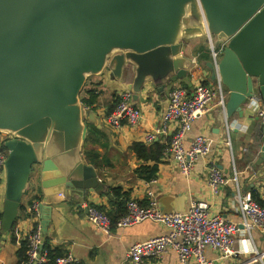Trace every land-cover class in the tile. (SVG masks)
<instances>
[{
  "label": "water",
  "instance_id": "95a60500",
  "mask_svg": "<svg viewBox=\"0 0 264 264\" xmlns=\"http://www.w3.org/2000/svg\"><path fill=\"white\" fill-rule=\"evenodd\" d=\"M201 32L224 44L217 66L206 62L210 80L218 74L228 91L218 124L243 118L251 98L264 108V0H0V131L13 134L3 142V233L14 226L35 167L43 202L103 189L81 157L85 121L97 124L79 101L87 76L108 64L120 77L132 66L134 97L146 83L183 79L192 62L186 48ZM255 120L254 165H261L264 117Z\"/></svg>",
  "mask_w": 264,
  "mask_h": 264
},
{
  "label": "crops",
  "instance_id": "0c3cea01",
  "mask_svg": "<svg viewBox=\"0 0 264 264\" xmlns=\"http://www.w3.org/2000/svg\"><path fill=\"white\" fill-rule=\"evenodd\" d=\"M203 35L205 34L202 32L194 35L186 48L185 52L192 62L183 79L167 80L161 85L146 83L136 97L128 88L135 76L132 66L123 70L120 77L112 73V66L108 64L101 72L87 76L79 101L96 114L97 124L85 121L87 132L81 144V157L87 165L95 168L103 189L99 192L92 189L88 194H55L48 196L43 202L38 170L34 168L23 191L14 226L0 235V264H18L17 252L21 243L28 241L34 225L28 209L35 200L43 204V236L47 244L64 253L70 252L77 259L76 264H128L126 253L133 243L145 241L165 231L162 225L151 220L125 228L113 226L109 234L89 224L86 220L87 206L102 209L112 219L125 212L124 200L115 198L114 188L128 193L129 198L136 199L141 205L148 203L149 192H152L162 212L185 211L190 198L205 200L211 211L238 223L240 217L233 203V185L228 183L219 194L212 195L206 183L207 168L211 163H215L226 175H230L233 160L240 173L241 188L244 191L254 190L256 198L264 208V163L254 165L260 144L258 123L255 120L257 114L246 105L243 118L239 119L236 115L229 118L230 147L225 144L227 134L223 124H218V109L193 122L185 134L184 145H188L198 136H204L209 142L210 150L207 155L200 156L195 161L188 176L181 173L171 155L158 161L154 158L155 144L162 145L170 141L175 130L173 124L167 126L165 133L157 134L152 142L145 141L147 133L162 126L167 93L171 87L176 84L188 86L197 79L209 83L210 70L206 62L211 60V56L210 50L204 45L209 42L206 36L202 43ZM122 90L131 92V103L142 110V118L135 126L123 123L116 128L105 121V116L116 105L118 93ZM83 101L92 102L88 107ZM259 103L262 105L260 101ZM134 142L146 144V157L132 148ZM154 165L157 166L156 177L144 179V173L140 174V167ZM152 179L155 181L150 182ZM4 199L5 177L0 176V213ZM233 238L234 252L228 256L221 257L216 250L205 248L204 253L209 264H264V229L253 228L250 237L240 233ZM143 264L178 262L175 253L168 250L159 258H147Z\"/></svg>",
  "mask_w": 264,
  "mask_h": 264
},
{
  "label": "built area",
  "instance_id": "2783aa9c",
  "mask_svg": "<svg viewBox=\"0 0 264 264\" xmlns=\"http://www.w3.org/2000/svg\"><path fill=\"white\" fill-rule=\"evenodd\" d=\"M211 62L216 67L223 45L215 47L210 38ZM195 60L193 59V63ZM192 76V75H191ZM228 91L222 85L218 74L216 79L204 83L197 79L191 85L176 84L167 93V106L163 114L162 126L155 128L145 136L146 142H152L157 134L166 132L169 124L175 126L174 133L165 149L164 156L171 155L181 173L188 176L195 161L200 156L209 153V142L206 137L198 136L188 145H184L185 134L190 130L193 122L209 115L215 109L225 113ZM264 117V108L259 100L251 98L246 105ZM142 118V110L131 103V92L122 90L118 93L117 103L105 116V121L113 127H120L123 123L135 126ZM230 121L224 116L223 126L227 134L225 144L230 147L228 133ZM13 138V134L0 131V176L5 177V160L8 151L3 142ZM239 171L232 160V172L226 175L215 163L207 168L206 183L212 195L219 194L228 183L234 187V206L240 221L233 222L210 210L205 200L190 198L185 211L162 212L158 203L149 192L150 198L146 205H141L134 198L125 202V212L114 223L105 212L95 206H87L86 220L93 227L109 234L113 226L117 228L130 227L146 220H151L163 226L164 232L148 238L142 242L133 243L127 253L128 264H143L147 258H159L166 251L175 253L178 264H209L205 257V248L216 250L221 257L232 254L233 236L244 233L251 236L253 228L264 229V208L251 197L250 191H244L240 186ZM152 179L150 182H154ZM40 202L33 201L29 205V215L34 225L28 236L27 260L22 264H47L46 251H43L44 236L41 228ZM27 211V210H26ZM0 217V235H1ZM43 245L42 248L40 246ZM77 259L70 252L53 259L51 264H76Z\"/></svg>",
  "mask_w": 264,
  "mask_h": 264
},
{
  "label": "trees",
  "instance_id": "16d2710c",
  "mask_svg": "<svg viewBox=\"0 0 264 264\" xmlns=\"http://www.w3.org/2000/svg\"><path fill=\"white\" fill-rule=\"evenodd\" d=\"M92 101H90V102H86V101H83V104H85V105H87L88 107H89V103H91ZM112 111V110H111ZM257 132H258V130H257ZM255 139H256V134H255V138H254V141H255ZM169 143V142H168ZM168 143H166V144H162V145H158V144H155L156 146H154L155 148H153V149H155L154 150V152H156V155H154V158H155V160H159V159H162V157H164V152H165V149H166V147H167V145H168ZM132 148L138 153V154H140V155H143V156H145L146 157V155L145 154H147L148 153V149H147V147H146V144L145 143H143V142H134L133 144H132ZM144 173V175H143V178L144 179H150V178H153V177H156V172H157V166L156 165H154V166H152V167H149V166H141L140 167V174L141 173ZM250 193H251V197H252V199H254L261 207L263 206V204L261 203V201L259 200V199H257L256 197V194H255V192H254V190L253 191H250ZM113 194L115 195V198L116 199H122V200H124V205H125V202L129 199V196H128V193H126V192H122L121 190H120V188H114L113 189ZM99 209V208H98ZM99 210H101L102 211V209H99ZM125 210V209H124ZM104 212V211H103ZM105 214L106 215H108L109 216V218L111 219V221H112V223H114L119 217H117V218H111L110 217V214L109 213H107V212H105ZM124 214V213H123ZM122 214V215H123ZM0 217H1V213H0ZM44 241H45V243H44V247H43V251H46V253H47V258H48V262H47V264H51L52 262H53V259L55 258V257H57V256H61V255H63L64 254V251H62V250H59V249H57V248H52V247H50L48 244H47V242H46V240L44 239ZM28 241L26 240V241H23L22 243H21V245H20V248H19V250H18V252H17V255H18V257H19V262H18V264H22L23 262H25L26 260H27V250H28Z\"/></svg>",
  "mask_w": 264,
  "mask_h": 264
},
{
  "label": "rangeland",
  "instance_id": "374dc122",
  "mask_svg": "<svg viewBox=\"0 0 264 264\" xmlns=\"http://www.w3.org/2000/svg\"><path fill=\"white\" fill-rule=\"evenodd\" d=\"M204 36L205 35H203V37H201V39H202V43H204L205 42V38H204ZM204 41V42H203ZM214 43V42H213ZM204 45H205V47H206V49H209L210 50V45H209V42H205L204 43ZM215 45V44H214ZM216 47V46H215ZM36 169H37V167H35Z\"/></svg>",
  "mask_w": 264,
  "mask_h": 264
}]
</instances>
